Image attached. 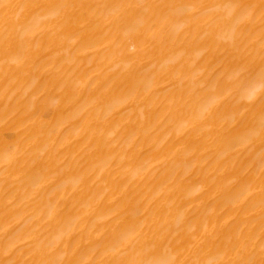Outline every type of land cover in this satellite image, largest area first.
<instances>
[{
    "label": "bare ground",
    "instance_id": "bare-ground-1",
    "mask_svg": "<svg viewBox=\"0 0 264 264\" xmlns=\"http://www.w3.org/2000/svg\"><path fill=\"white\" fill-rule=\"evenodd\" d=\"M0 264H264V0H0Z\"/></svg>",
    "mask_w": 264,
    "mask_h": 264
}]
</instances>
